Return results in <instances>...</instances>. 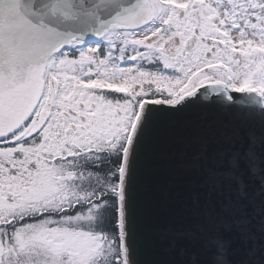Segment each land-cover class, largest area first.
Masks as SVG:
<instances>
[{"label": "snow or ice", "instance_id": "6c2138e0", "mask_svg": "<svg viewBox=\"0 0 264 264\" xmlns=\"http://www.w3.org/2000/svg\"><path fill=\"white\" fill-rule=\"evenodd\" d=\"M0 264H264V0H0Z\"/></svg>", "mask_w": 264, "mask_h": 264}, {"label": "water", "instance_id": "95a60500", "mask_svg": "<svg viewBox=\"0 0 264 264\" xmlns=\"http://www.w3.org/2000/svg\"><path fill=\"white\" fill-rule=\"evenodd\" d=\"M213 117L206 118L205 123L211 126L198 128L191 123L177 126L168 134V140L162 146L163 158L158 166L152 172V179L156 185L157 198L163 200L165 193L167 199L174 202L175 210L180 211L184 202L193 194L202 191L200 187L199 172L188 167L192 156V140L196 135L204 132L207 133L210 140H217L226 132L224 123L212 124ZM223 120V118H221ZM173 216L169 213L162 212L151 221V239L159 244V229L171 222ZM157 251L163 255V247L157 248Z\"/></svg>", "mask_w": 264, "mask_h": 264}]
</instances>
